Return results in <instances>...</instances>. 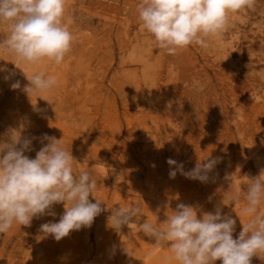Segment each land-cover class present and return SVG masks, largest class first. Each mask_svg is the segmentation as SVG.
I'll return each instance as SVG.
<instances>
[{
  "label": "rangeland",
  "instance_id": "1",
  "mask_svg": "<svg viewBox=\"0 0 264 264\" xmlns=\"http://www.w3.org/2000/svg\"><path fill=\"white\" fill-rule=\"evenodd\" d=\"M139 3L66 0L62 23L73 41L59 65L32 64L0 48V67L9 70L0 72V143L20 131L32 139L25 155L34 159L45 134L61 139L76 160L74 173L90 171L97 181L90 201L105 209L90 228L59 242L43 237L40 226L58 222L63 203L30 227L14 224L0 234V264H179L139 227L113 229L118 206H140L136 224L159 228L177 204L213 213L219 207L236 220L234 239L248 222L247 188L264 171V0L229 13L226 30L206 49L193 44L175 55L142 28ZM10 24L0 22V41ZM34 73L54 75L58 85L28 94ZM207 157L217 163L206 182L180 172L170 178L176 166L168 159L187 172ZM260 255L251 264H264Z\"/></svg>",
  "mask_w": 264,
  "mask_h": 264
},
{
  "label": "clouds",
  "instance_id": "2",
  "mask_svg": "<svg viewBox=\"0 0 264 264\" xmlns=\"http://www.w3.org/2000/svg\"><path fill=\"white\" fill-rule=\"evenodd\" d=\"M256 0H140L138 19L142 28L155 38L157 47L169 55L190 45L209 46L211 37L221 35L229 23V13L253 8ZM66 0H0V22H11L10 35L0 41V48L14 54L17 59L32 64L42 60L59 65L70 51L73 35L62 23ZM15 64V63H14ZM16 65V64H15ZM9 71L0 67V72ZM7 79V77H6ZM27 79L25 91L43 93L58 85L56 76L34 73ZM20 82L11 85L19 89ZM12 135L0 143V234L7 233L14 224L31 226L34 218L55 216V204L63 203L65 211L58 222L40 226L43 237L51 236L59 242L73 231L90 228L103 209L101 201L91 202L97 181L90 171H73L76 161L71 151L61 144V139L44 135L47 141L34 159L25 155L31 151L32 139ZM187 172L183 164L168 159L175 165L170 178L180 172L186 178L206 182L208 173L217 163L206 158ZM264 171L251 179L243 208L248 222L243 224L238 238H233L236 220L215 212L183 203L177 204L173 214L167 215L165 227L159 228L147 221L136 224L141 215L140 206L115 207L109 220L112 228L121 230L139 227L146 236L154 239L153 248H170L179 264H251V258L264 253ZM226 179H232L226 177ZM224 205H227L223 201ZM198 212L200 216L198 218ZM126 251V248H125ZM127 252V251H126ZM128 253V252H127ZM129 254V253H128ZM130 255V254H129Z\"/></svg>",
  "mask_w": 264,
  "mask_h": 264
}]
</instances>
